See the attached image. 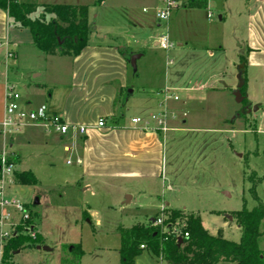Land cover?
<instances>
[{
    "label": "rangeland",
    "instance_id": "1",
    "mask_svg": "<svg viewBox=\"0 0 264 264\" xmlns=\"http://www.w3.org/2000/svg\"><path fill=\"white\" fill-rule=\"evenodd\" d=\"M25 1L37 5L88 2L85 4L97 18L98 27L92 42H120L118 36L134 40L131 43H142L144 58L132 68L131 87L135 95L123 110L125 120L141 117L151 128H157L151 119L162 112L156 93L167 87L179 98L178 102L168 103L169 111L176 115V119H170V126L181 130L167 134L163 180L150 190L152 195L149 190L129 191L136 196V206L146 205L149 209L126 211L121 206L125 194L121 184L97 181L92 189L84 191L76 159L64 151L66 143L58 134L30 127L9 136L7 147L12 142L13 148H7L5 153L13 154L15 173L32 172L37 183L24 186L18 184L15 176L14 180L8 179L9 199L20 201L31 215L21 224L20 216L14 215L13 221L0 229V246L2 233L13 225L10 236H27L33 241L39 237V246L50 251L39 250V246L30 243L15 253L8 264H121L117 228L122 220L130 219L128 225L148 226L152 218L167 219L170 209L164 206L165 201L185 215L202 217L211 234L217 236L222 230L226 240L239 243L242 232L230 220L231 215L244 209H264V135L255 132L254 124L257 117L264 118V111L258 110V105L264 104V74L250 67L243 90L245 100L238 103L234 96L240 74L245 71L246 78L250 64L247 41L256 0H209L206 10L189 9L186 3L161 26L155 12L160 3L152 11V4H136L127 13L114 4L115 0L103 5L100 0ZM131 23L137 29L131 28ZM150 35L158 42L168 36L173 48L166 51L155 47L148 40ZM23 47L15 66L6 63L9 76L17 81L16 88L23 100L35 96L40 87L44 98L38 100L50 104L49 95L55 93L57 97L62 86L70 82L73 57L48 56L35 45ZM6 55L7 49L0 60ZM43 57L50 59L49 87H42V80L32 74L34 68L43 66ZM244 61L246 69L242 71ZM3 140L0 137V149ZM30 228L36 233L35 238ZM76 245H81V255L72 250ZM258 246L264 251V235ZM138 260L139 264H169L148 250ZM0 264H6L3 256Z\"/></svg>",
    "mask_w": 264,
    "mask_h": 264
},
{
    "label": "crops",
    "instance_id": "2",
    "mask_svg": "<svg viewBox=\"0 0 264 264\" xmlns=\"http://www.w3.org/2000/svg\"><path fill=\"white\" fill-rule=\"evenodd\" d=\"M22 1L26 2L25 0ZM110 1L103 0L100 5ZM186 1L188 0H185L183 7L186 6ZM85 3L88 2L66 3V5H86ZM157 3H160V0L114 1L115 5L121 7L127 13H131L136 4H152L151 8H149L152 11ZM157 10L158 8L155 9V12ZM143 11H146V8ZM128 18L130 21V16ZM96 19L90 11L88 46L78 57L71 58L70 82L62 86L64 88L58 91L57 97L55 93L50 94L51 102L46 104V106L61 115L68 124L88 128L86 136H81L77 132H71L66 137L60 136L61 141L66 143L64 151L76 159V164L80 168L79 183L85 186L84 191L92 189V184L97 181L116 182L121 184L125 191L124 199L121 202V206L126 208L124 211L129 209L148 210L149 208L146 205L138 204L136 206V196L129 191L133 189H137L140 192L144 190L150 191L155 189L163 180L164 143L167 135L164 138L160 131L151 127L146 129L144 125L133 126V119L142 118L134 117L131 121H126L123 115V110L127 107L130 97L135 95V90L131 87L133 68L131 58L134 55L139 57L136 62L137 66L144 58V52L142 51L144 46L141 45L142 43L140 45L135 42L131 43L132 39L127 40L118 36L117 38L120 42H92L93 36L98 34ZM249 23L250 32L247 41L249 53L247 61L250 64L246 69V81H248V70L250 67L257 68L264 74V0H256ZM130 25L134 29L138 27L134 23ZM136 40L140 41V39ZM148 40L152 41L155 47H158V41L153 36L150 35ZM0 42H2L0 55L7 49L4 62L0 60L1 122L5 115L7 86L13 84L17 87V81L9 76V69H7L6 63L9 62L10 67L15 66L20 55L22 56L23 46L27 45L29 48H33L34 42L30 31L15 25L7 12L2 10H0ZM8 52L11 54L10 58ZM49 60V57H43L41 59L43 66L39 69L34 68L32 71L35 79L42 80V87L50 86L51 80L47 71V62ZM37 89L38 93H34L35 96L31 95L25 100L22 99V106L25 109H37L45 105L40 99L38 100V98H44V93H42L40 87ZM164 89L169 90L167 87ZM164 89L160 88L157 93ZM157 98L160 99V106L161 98ZM258 106V110L264 111V104ZM101 120L105 121L104 128L98 127V123ZM182 122L186 124L185 120ZM254 124L256 126L255 132L259 135H264V118L259 119L257 117ZM170 125L171 123H169L170 131L168 133L181 130ZM234 132L243 133L241 131ZM8 137L4 138L3 149H0V153L6 152L7 148L10 150L13 148L12 142L7 147ZM78 161L81 163H78ZM72 164L73 161H71L70 165ZM150 195H152L151 191ZM227 195L230 196L229 194ZM127 203H130V205H127ZM164 206L170 210H178L173 209L169 201H165ZM153 220V218L150 219V221ZM202 223L204 228L211 234L203 219ZM128 224H130V219L129 221L122 220L117 231H119L120 227L130 228L134 226ZM211 235L216 236L215 234ZM137 264H139L138 259Z\"/></svg>",
    "mask_w": 264,
    "mask_h": 264
},
{
    "label": "trees",
    "instance_id": "3",
    "mask_svg": "<svg viewBox=\"0 0 264 264\" xmlns=\"http://www.w3.org/2000/svg\"><path fill=\"white\" fill-rule=\"evenodd\" d=\"M208 4L209 0H188L187 8L206 10ZM0 10L7 12L15 25L29 30L34 45L48 56L78 57L88 46L90 7L87 5H37L22 0H0ZM36 15L38 16L35 17ZM241 69H246L245 61ZM243 73L245 75V71ZM244 80L246 82V78ZM245 88L246 83L241 90L244 97ZM1 155L2 153L0 157ZM9 162L16 164L11 153ZM1 167L0 158V173ZM15 178L18 184L24 186H35L37 183L32 172L15 173ZM231 216L242 232L239 243L226 240L222 230L217 236L211 235L204 228L201 217L185 215L178 210L169 211L163 226L180 229L182 243L173 236L164 234L160 227L154 226L153 221L148 226L136 224L130 228L120 227L118 232L121 238V264H137V259L145 250L169 264H264V251L258 246L264 235V209H244ZM159 219L157 217L154 220ZM185 234L189 236L186 238ZM39 240V237L33 241L22 235L11 238L4 248L3 262L8 264L15 253L27 248L30 243L39 246ZM72 250H78L80 255L83 253L81 245L74 246Z\"/></svg>",
    "mask_w": 264,
    "mask_h": 264
},
{
    "label": "built area",
    "instance_id": "4",
    "mask_svg": "<svg viewBox=\"0 0 264 264\" xmlns=\"http://www.w3.org/2000/svg\"><path fill=\"white\" fill-rule=\"evenodd\" d=\"M188 1H186L187 3ZM185 5V0H160V7L156 12L157 19L161 26L162 23H168L172 13ZM211 13L209 14V18ZM158 46L163 50H170L173 48V45L170 43L168 36H163L158 42ZM2 43H0V48ZM9 58L11 54L8 52ZM157 96L161 98L160 108L162 112L157 115L152 116V121L156 122V130L160 131L165 138L167 133L170 131L169 123L170 119H176V115L169 111L168 103L170 101L178 102V96L171 93L170 90L164 89L161 92L157 93ZM133 126L144 125L146 129L150 128V123L146 120L140 118H135L132 120ZM40 127L44 128L47 131L58 134L61 137L68 136L71 132H77L81 136H86L88 133V128L84 126H73L68 124L64 118L53 112L48 106L42 105L37 109H25L22 106V97L17 91V88L13 84L7 86L6 93V105H5V115L3 120L0 122V137L12 136L15 133H20L28 127ZM99 128L105 127V121L101 120L98 123ZM2 167L0 173V229H3L6 223L12 222L14 215L20 216V224L25 222L30 218V213L26 210L24 204L20 201L9 199L8 192L6 190L8 179H12L15 176V164L9 162V154L2 153L1 155ZM78 163H81L78 161ZM68 164H71V161H68ZM14 180V179H12ZM164 219L160 218L159 220L153 222L154 226L160 227L161 231L164 234L173 236L177 240L183 238L180 229L177 227L166 228L163 226ZM13 225H11L12 228ZM10 228V229H11ZM9 229V230H10ZM4 231L1 235L2 245L0 246V257L3 256V248L9 239L15 237L14 235L10 236V232ZM31 236L36 237V233L32 228L29 229ZM188 234H185L184 237H188ZM145 249L144 246L141 247Z\"/></svg>",
    "mask_w": 264,
    "mask_h": 264
},
{
    "label": "water",
    "instance_id": "5",
    "mask_svg": "<svg viewBox=\"0 0 264 264\" xmlns=\"http://www.w3.org/2000/svg\"><path fill=\"white\" fill-rule=\"evenodd\" d=\"M138 58H139L138 56H135V55L132 56V58H131V65H132L133 68L136 67V62H137V59ZM239 79H240V85L237 87L236 91L234 92V96L236 97V101L238 103H243V101L245 100V97L243 96L241 90L245 86V83H246L245 80H244V78H243V73L240 74V78ZM38 204H39V200L36 199L35 205H38ZM230 220L232 221L233 218L230 217ZM153 222H154V220H153ZM179 242L182 243V239H180ZM38 249L39 250L43 249L44 251H50V249L47 248V247H41V246H39Z\"/></svg>",
    "mask_w": 264,
    "mask_h": 264
}]
</instances>
